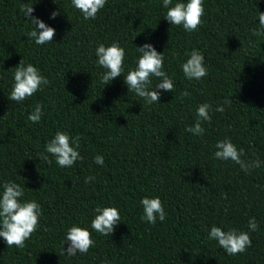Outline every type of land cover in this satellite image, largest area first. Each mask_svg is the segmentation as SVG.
<instances>
[{
    "label": "trees",
    "instance_id": "16d2710c",
    "mask_svg": "<svg viewBox=\"0 0 264 264\" xmlns=\"http://www.w3.org/2000/svg\"><path fill=\"white\" fill-rule=\"evenodd\" d=\"M177 2L188 0L169 7ZM25 4L55 29L52 43L28 37L34 26L20 10ZM203 5L202 23L189 33L165 19L163 0H107L89 20L71 0H0V194L4 183L15 182L24 187L22 203L41 207L25 247H8L0 237V264H264V35L252 34L264 0ZM113 42L125 49L123 71L104 85L95 50ZM145 44L164 54L163 71L174 83L173 92L157 89L160 79L152 76L150 88L160 92L153 104L125 83ZM193 49L207 68L200 80L187 79L181 67ZM21 60L50 83L17 103L8 97ZM184 91L190 95L182 98ZM38 103L43 115L33 123L28 116ZM203 103L212 105L204 134L186 132ZM220 105L225 110L216 112ZM58 131L79 138L83 159L68 168L45 151ZM226 138L244 150L242 160L259 158L260 167L246 173L230 159H215V145ZM145 197L160 198L163 222L142 219ZM98 206L119 211L111 235L91 227ZM253 217L259 227L249 232ZM74 225L95 243L68 256L65 237ZM213 226L249 232L252 246L228 255L208 238Z\"/></svg>",
    "mask_w": 264,
    "mask_h": 264
},
{
    "label": "clouds",
    "instance_id": "9594fccd",
    "mask_svg": "<svg viewBox=\"0 0 264 264\" xmlns=\"http://www.w3.org/2000/svg\"><path fill=\"white\" fill-rule=\"evenodd\" d=\"M172 2L173 0H163V7L168 9L165 19L171 25L182 26L186 32L197 31L202 23L205 11L203 0H188L187 3L177 2L174 6L169 7ZM71 3L82 13L85 20H89L96 18L98 12L104 8L107 0H71ZM20 10L34 26L33 30L27 33L28 37L33 39L37 45L52 43L55 29L46 25L42 20L32 17L31 14L34 11L32 5H22ZM57 15H59L58 12L52 13V18ZM258 19L260 27L259 30L253 29L252 34L254 36L264 35V13L258 12ZM137 49L141 55L138 58L136 68L129 71L125 76V83L129 91L143 98L146 103H158L160 92L153 91V88H150L152 76L160 79L155 88L171 92L174 90L173 80L163 71L164 54L157 53L151 44H145ZM95 55L98 58L97 64L106 69L101 78L104 85L121 76L125 49L118 42H113L107 47L103 43L99 44L95 50ZM186 55L189 58L181 66L184 76L189 80L204 78L207 75V68L204 65L203 54L199 50L193 49ZM49 83L48 79L42 76L36 67L32 64L25 66L23 60H21L19 66L15 68L14 84L8 99L20 103L40 90L42 85L47 86ZM180 95L183 98L188 97L190 93L184 91ZM230 103V100L224 101V104ZM42 108V104H36L28 119L33 123H39L43 115ZM211 110L212 105L208 103L200 104L196 111L197 120L195 125L187 127L185 131L197 136L203 135L202 122H211ZM224 110L223 105L215 108L216 112H223ZM79 147L78 137L72 138L67 133L58 131L54 138L46 144L45 151L55 157L58 166L68 168L73 166L76 161L83 159L78 151ZM215 147L217 149L214 153L215 159L221 161L230 159L239 164L246 173L251 169L259 168L261 165L259 158L254 161L242 160L244 150L242 148L238 150L236 145L228 138L217 142ZM41 159L49 165L52 163L47 155L42 154ZM94 163L103 166L104 157L96 155ZM94 179L95 177L92 176L86 177L85 183H90ZM23 196L24 187L15 182L3 184V192L0 194V237L6 241L8 247H25V241L30 239L39 226L40 205L35 200L22 203L21 197ZM140 203L143 206L144 215L142 219L144 221L155 224L157 217L161 222L165 220L166 213L159 197H145ZM95 212L97 215L92 220V229L104 236L111 235L115 226L119 224L120 214L118 209L98 206ZM258 227L255 218H251L248 222L249 232L257 231ZM249 232L236 229H229L225 232L220 227L213 226L208 238L217 241L228 255H236L245 252L247 248L252 246ZM66 241L70 242V246L67 248L68 256H75L77 253L86 254L95 243L87 229L75 225L67 230Z\"/></svg>",
    "mask_w": 264,
    "mask_h": 264
}]
</instances>
